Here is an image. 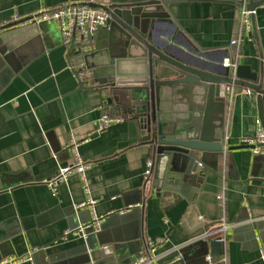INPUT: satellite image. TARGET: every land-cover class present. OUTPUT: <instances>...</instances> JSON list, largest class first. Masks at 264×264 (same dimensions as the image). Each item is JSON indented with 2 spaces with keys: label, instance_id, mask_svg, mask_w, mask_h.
I'll list each match as a JSON object with an SVG mask.
<instances>
[{
  "label": "crops",
  "instance_id": "obj_1",
  "mask_svg": "<svg viewBox=\"0 0 264 264\" xmlns=\"http://www.w3.org/2000/svg\"><path fill=\"white\" fill-rule=\"evenodd\" d=\"M89 1L0 0V260L26 252L33 260L22 264L86 257L92 264H133L150 240L167 237L151 264H264V155L237 148L258 130L257 95L236 87L227 100L217 135L224 146L229 134L234 149L206 155L201 189L189 188L179 201L178 195H155L158 189L150 191L145 176L153 150L138 121L124 117L98 131L104 114L120 115L105 110L100 89L79 87L56 25L15 20L43 7ZM167 1L177 23H160L156 32L173 52L212 65L239 53L264 90V5L255 9L254 40L231 45L243 36L241 0ZM72 139L90 162L87 181L98 200L96 213L105 219L100 231L63 242L58 240L65 230L92 218L88 208H75L86 200L80 176L72 174L56 191L45 183L72 162ZM221 193L223 203L217 199ZM192 206L196 214L188 216ZM221 222L228 226L225 236L216 232ZM202 226L215 232L212 238L224 236L216 239L222 243L216 254L198 244L209 237L192 238Z\"/></svg>",
  "mask_w": 264,
  "mask_h": 264
},
{
  "label": "water",
  "instance_id": "obj_2",
  "mask_svg": "<svg viewBox=\"0 0 264 264\" xmlns=\"http://www.w3.org/2000/svg\"><path fill=\"white\" fill-rule=\"evenodd\" d=\"M92 4L104 7L110 17L95 33L68 50L79 87L93 85L100 89L105 110L138 121L143 140L153 150L154 167L147 188L158 189L154 194L160 197L173 194L178 195V201L187 198L189 188L201 189L203 185L208 171L203 162L206 155L225 150L217 135L231 97L228 91L223 94L225 87H239L238 92L252 90L257 95L260 120L264 121L259 74L252 72L244 58L233 76L224 62L212 65L204 58L184 59L173 52L156 32L160 23H177L171 1L93 0ZM259 5H264V0H250L251 9ZM178 107L180 110H172ZM194 213L192 206L188 216ZM207 228L202 226L192 238L203 235ZM198 244L209 247L213 254L222 245L216 238ZM2 247L0 244V250ZM46 264L92 262L86 257L60 262L49 259Z\"/></svg>",
  "mask_w": 264,
  "mask_h": 264
},
{
  "label": "built area",
  "instance_id": "obj_3",
  "mask_svg": "<svg viewBox=\"0 0 264 264\" xmlns=\"http://www.w3.org/2000/svg\"><path fill=\"white\" fill-rule=\"evenodd\" d=\"M255 10L251 9L248 4V0H241L240 8L238 12V18L240 24L243 28V36H239L231 40V45H240L246 40H254V18ZM110 17L109 12L104 7L94 6L92 1L89 2H65L59 6L53 8L43 7L36 12H33L27 18H19L16 16L15 20L21 24L35 23L40 24L42 22H52L56 25L58 31L62 35L64 46L70 48L71 46L87 39L90 34L95 33V31L105 25L106 21ZM1 33V30H0ZM241 59L240 54L233 59L228 58L225 60L224 64L231 67L232 75L235 76L236 69ZM230 92L232 100L235 88L224 89L225 92ZM125 120L122 116L104 114L100 120V127L98 131L106 130L116 124H119ZM259 127L256 135L253 137L241 138L240 144L242 146H247L254 154L264 155V121H258ZM231 144V138L229 134L224 137V148L228 149ZM80 142L76 139H72L68 150L72 157V162L65 166H61L56 175L45 180V183L54 191H56L59 186L66 183L72 174L80 176L84 184V190L86 194L85 202L75 205L77 210L82 208H88L92 213V218L88 222L80 224L77 228L67 229L59 238L58 241H68L70 238H86L91 233H96L100 231L102 223L105 219L103 216H99L96 213V204L98 200L95 199L87 181V170L90 168V162H88L79 151ZM154 167L153 160L147 162V170L145 172L146 179L152 173ZM217 199L223 203V194H218ZM131 208H127L129 210ZM216 232H226L228 227L226 223L221 222L217 225ZM213 232L211 228H207L203 234V237L212 238ZM225 236V234H224ZM224 236L216 238L219 241L224 240ZM168 240L167 237L156 238L155 240H150L147 243L146 250L133 264H151L154 262L152 254L155 252L158 246L163 244ZM261 259L264 261V244L261 246ZM33 257L31 253L21 255V256H8L0 260V264H22L24 262L32 261Z\"/></svg>",
  "mask_w": 264,
  "mask_h": 264
}]
</instances>
